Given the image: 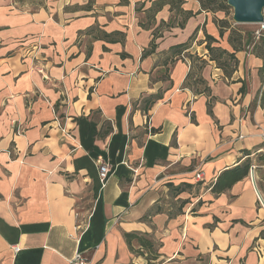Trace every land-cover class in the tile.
Here are the masks:
<instances>
[{"label":"crops","instance_id":"1","mask_svg":"<svg viewBox=\"0 0 264 264\" xmlns=\"http://www.w3.org/2000/svg\"><path fill=\"white\" fill-rule=\"evenodd\" d=\"M154 1L0 0V264H264V47L234 51L254 30L200 0Z\"/></svg>","mask_w":264,"mask_h":264},{"label":"trees","instance_id":"2","mask_svg":"<svg viewBox=\"0 0 264 264\" xmlns=\"http://www.w3.org/2000/svg\"><path fill=\"white\" fill-rule=\"evenodd\" d=\"M183 0H155L153 2V8H151V11L154 9V11H157L161 9V7L165 4H169L171 8H176L178 11H181V4ZM201 5L203 7H207L213 11L216 10H223L226 11L229 9V6L226 4V0H200ZM183 21L181 25L184 24L185 19L190 15V13H184ZM219 26L222 28V26H227L228 22L227 20H219L218 21ZM196 31L189 37V40L185 43L178 44L176 46H173L172 49L174 50V53H180L181 51L189 48L190 43L195 37ZM223 32L220 30V35H222ZM206 49L208 50L211 59L215 60L219 67H221L225 73V75H230L231 72L236 67V58L234 56V52H227L226 50L221 49L220 47L213 46L212 43L216 41L215 38L212 36L206 34ZM246 41L242 42L241 35L236 34L235 42H232V46L234 48V51L240 50L245 48L248 41L250 44H252V48L257 47H264V37L260 36L257 40L254 39V35L251 33H246ZM193 61H198L197 66H192V69L189 71V73L186 76V79L184 81L185 86H192L193 84L197 85H203L204 81L199 76L198 72L200 71V68L205 63L203 60H200L198 57H190ZM197 71V72H196ZM264 71V69H263ZM264 78V76H263ZM258 161L264 163V154H261L258 156ZM248 168H249V162L246 160L243 164L237 165L231 168H228L224 170L217 178V181L212 187V191L215 193H219L222 191H225L228 189L233 183L238 181L239 179H242L243 177L248 175ZM188 185V184H186ZM178 190L182 189V186L179 185L177 188ZM127 240L136 238L138 242L141 243L143 246H148L150 243L145 238V236L134 234V233H127L126 234Z\"/></svg>","mask_w":264,"mask_h":264},{"label":"water","instance_id":"3","mask_svg":"<svg viewBox=\"0 0 264 264\" xmlns=\"http://www.w3.org/2000/svg\"><path fill=\"white\" fill-rule=\"evenodd\" d=\"M236 24H258L264 20V0H226Z\"/></svg>","mask_w":264,"mask_h":264},{"label":"built area","instance_id":"4","mask_svg":"<svg viewBox=\"0 0 264 264\" xmlns=\"http://www.w3.org/2000/svg\"><path fill=\"white\" fill-rule=\"evenodd\" d=\"M258 29L254 31V39L257 40L260 36H264V20L261 23H258ZM27 51V50H26ZM255 166L253 165L250 169L249 172L250 174L253 173ZM98 173H99V178L101 182L104 184L107 177H108V172H109V167L105 163H100L98 167ZM196 178H201V173L197 172L196 173ZM13 249L15 251H18L17 246H13ZM70 264H87L86 260L82 257L81 254H76L74 258L70 261Z\"/></svg>","mask_w":264,"mask_h":264},{"label":"rangeland","instance_id":"5","mask_svg":"<svg viewBox=\"0 0 264 264\" xmlns=\"http://www.w3.org/2000/svg\"><path fill=\"white\" fill-rule=\"evenodd\" d=\"M222 13L228 15V17L231 19V16H232V9H231V7H229V9L226 10V11H222ZM263 14H264V11H263ZM237 27L240 28V29H243L244 28L245 30H254V31L258 29V25L257 24H239V25H237ZM254 31L252 33L253 35H254ZM249 175L251 177L254 176V174L253 173L250 174V172H249Z\"/></svg>","mask_w":264,"mask_h":264}]
</instances>
